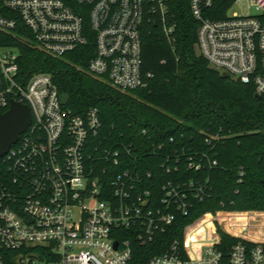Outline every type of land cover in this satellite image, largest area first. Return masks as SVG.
I'll return each mask as SVG.
<instances>
[{"label":"built area","instance_id":"1","mask_svg":"<svg viewBox=\"0 0 264 264\" xmlns=\"http://www.w3.org/2000/svg\"><path fill=\"white\" fill-rule=\"evenodd\" d=\"M169 1H0V113L16 101L28 106L31 117L27 130L0 157V264H264V218L249 220L247 235L238 236L228 224H240L233 216L244 212L225 210L203 213L182 227L181 240L154 248L141 262L143 248L188 216L201 189L194 192L191 180L167 181L153 195L136 162L134 167L118 162V152L107 147L96 162H86L88 140L100 127L97 109L73 114L50 75L20 72L18 51L4 40L19 23L38 49L54 57L92 40L95 52L87 72L126 93L146 86L140 28L149 15L164 23ZM214 1L189 0L198 23L196 49L211 68L251 83L261 96L264 0H235L256 14L220 21L203 16ZM171 29L164 28L165 34ZM205 219L209 242L203 231L195 233ZM222 235L230 241L226 258Z\"/></svg>","mask_w":264,"mask_h":264},{"label":"trees","instance_id":"2","mask_svg":"<svg viewBox=\"0 0 264 264\" xmlns=\"http://www.w3.org/2000/svg\"><path fill=\"white\" fill-rule=\"evenodd\" d=\"M234 2L215 0L203 16L224 20ZM164 28L172 29L165 34ZM197 30L189 0H170L164 23L147 16L140 28V70L146 86L126 93L87 72L95 52L92 40L54 57L38 49L20 23L16 35L4 38L17 49L22 74L50 75L65 108L77 115L97 109L100 127L88 140L86 162H96L107 147L118 152V162H129V167L136 162L153 195L167 181L191 180L194 192L201 189L188 216L178 218L157 237L158 243L143 248L141 262L154 248L181 240L182 227L203 213L264 211V93L256 100L251 83L224 78L211 68L196 49ZM189 162L202 165L188 169ZM233 218L240 224H228L229 230L246 236L248 221L264 218V213H237ZM210 227L205 219L195 233L203 231L209 242ZM229 247V238L222 235L225 258Z\"/></svg>","mask_w":264,"mask_h":264},{"label":"water","instance_id":"3","mask_svg":"<svg viewBox=\"0 0 264 264\" xmlns=\"http://www.w3.org/2000/svg\"><path fill=\"white\" fill-rule=\"evenodd\" d=\"M227 77L226 74H221ZM259 100L260 95L254 94ZM31 123L30 111L27 105L11 101L9 109L0 113V157L5 155L8 149L15 144L19 137L27 130Z\"/></svg>","mask_w":264,"mask_h":264},{"label":"rangeland","instance_id":"4","mask_svg":"<svg viewBox=\"0 0 264 264\" xmlns=\"http://www.w3.org/2000/svg\"><path fill=\"white\" fill-rule=\"evenodd\" d=\"M251 14V15H255L256 12L252 9V10H248L246 8V4L242 3V4H234L228 11H227V16H232L233 14H237V15H246V14ZM252 213H256L258 211H250ZM247 213V212H244ZM249 213V212H248Z\"/></svg>","mask_w":264,"mask_h":264}]
</instances>
